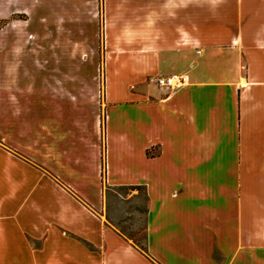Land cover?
Returning a JSON list of instances; mask_svg holds the SVG:
<instances>
[{"label":"crops","instance_id":"crops-1","mask_svg":"<svg viewBox=\"0 0 264 264\" xmlns=\"http://www.w3.org/2000/svg\"><path fill=\"white\" fill-rule=\"evenodd\" d=\"M44 1L42 28L82 27ZM29 2L0 0V264H264V0H104L93 104L3 36ZM136 188L146 252L106 218Z\"/></svg>","mask_w":264,"mask_h":264},{"label":"rangeland","instance_id":"rangeland-1","mask_svg":"<svg viewBox=\"0 0 264 264\" xmlns=\"http://www.w3.org/2000/svg\"><path fill=\"white\" fill-rule=\"evenodd\" d=\"M30 0H20V6L30 4ZM63 0H50L52 10L60 11L66 7ZM44 0L35 2V25L3 31L19 40L29 39L33 44L36 67L64 74V84L79 89L76 94L89 103L101 101L103 93L104 62V0H82V27L77 29H45L41 9ZM59 14H56V19ZM40 18V19H39ZM20 52L22 46L20 45ZM60 66V68H59ZM51 84H58V79L51 77ZM107 190L109 198L106 218L115 228L133 244L144 245V209L146 200L142 190L132 189Z\"/></svg>","mask_w":264,"mask_h":264},{"label":"built area","instance_id":"built-area-1","mask_svg":"<svg viewBox=\"0 0 264 264\" xmlns=\"http://www.w3.org/2000/svg\"><path fill=\"white\" fill-rule=\"evenodd\" d=\"M158 87L175 88L182 84V78L177 75L162 76L158 75L151 79Z\"/></svg>","mask_w":264,"mask_h":264},{"label":"trees","instance_id":"trees-1","mask_svg":"<svg viewBox=\"0 0 264 264\" xmlns=\"http://www.w3.org/2000/svg\"><path fill=\"white\" fill-rule=\"evenodd\" d=\"M104 167H105V166H104V162H103V159H102V175H103V173H104ZM136 246H137L142 252H146L145 244L142 245V246L136 244Z\"/></svg>","mask_w":264,"mask_h":264}]
</instances>
